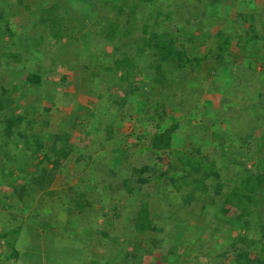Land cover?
I'll return each mask as SVG.
<instances>
[{
    "label": "trees",
    "instance_id": "trees-1",
    "mask_svg": "<svg viewBox=\"0 0 264 264\" xmlns=\"http://www.w3.org/2000/svg\"><path fill=\"white\" fill-rule=\"evenodd\" d=\"M158 2L159 0H126L125 3L131 7L130 9L141 8L146 10L141 12L143 16L141 25H138V18L133 19V16H126L128 17L126 22L132 23L130 25L125 24L124 36H117L112 31H107L101 36V39L107 40L112 47L111 52L107 54L110 56V63L107 66L98 63L92 68L84 66L82 69V73L88 78L86 88L81 85L83 94L88 97L85 105L88 106V112L93 116L91 124L93 126L96 125L93 132L96 135L100 133V139H102L99 142L100 139L97 136L94 137V145L96 146L98 143L97 147L99 149L107 146L108 140L113 133L111 126L113 121L107 122L109 120L108 112H112L111 115H129L135 109L130 97L136 93L139 95L141 92H145L146 96H148L146 103L139 107V109L146 108L144 121L150 122V124L152 123L154 127L158 128L159 124L169 114L170 109L166 107L162 97L163 89H159L161 81L156 80L155 82L148 79L144 75L146 72L144 68L147 71H162L164 78L166 77L167 79L176 77L177 74L179 77L189 72L193 73L194 79H202L205 83L207 79L203 70L207 72L212 71L213 68H217V64L220 68L234 66L235 69H238V74L235 77L223 74V77L220 78V76L216 81L214 78L210 79L206 83V87L189 89L196 98H194L192 105L194 106V104L196 105L201 101L199 95L202 93L217 94L221 92L218 101V118L221 124L228 125L244 143L252 137L263 138L264 115L254 116L251 114L252 109L250 106L245 105L246 103H236L238 101V92L245 95L248 90H251L256 94L254 96L255 100H257L259 107L264 111V92L258 90L260 86L259 81L264 84V55H262L261 50L258 48L251 47L253 42L263 41L264 35L258 33L252 17L247 18L243 14H241L242 16L239 15V13L230 14L223 20L225 29L217 30L211 34L203 32L200 35L203 39L202 41L209 39L210 47L205 53L194 55L191 50L192 47L189 44V42L193 41V38L182 39L176 33L159 36L149 29L150 23L154 24L171 20L173 18L171 6L174 9V13H182L184 11L183 14L188 17L185 18L186 21L191 17H199L201 10L207 8V13H211L212 11V14L207 18L210 24H222L221 19H216L218 21H215L212 18V16H220L215 12L218 6L214 10L213 6H211L212 8H208V5L211 4L218 3L219 5L220 0H206V2L203 0H170L169 3H163L162 6L159 5L157 8ZM18 4H22V2L19 1ZM91 13L92 10L90 9ZM65 17H67L66 13L60 15L58 22L62 23ZM122 18L124 19V17ZM237 19H240L241 22L246 23L249 21L250 23H246V28L243 31H239L238 25L235 28ZM4 20L3 16L0 15V39L8 37L7 41L11 44L14 34L11 31V25L8 26V21ZM123 23H125V20H123ZM109 25L110 27H118L120 24L117 21H112ZM49 26L53 39L62 37V35L57 34L53 30L54 23H50ZM233 37L236 40L235 43H232L233 47L225 44L227 38ZM86 48L85 46L84 50L78 49L80 51L77 53V56L85 57L87 62L91 63L95 61L93 59L96 53L94 52V48ZM127 49L129 50V54L124 53ZM88 51L90 53H87ZM227 55L229 59H225ZM82 61L85 65L86 61L84 59ZM209 61H216L217 64L210 67ZM258 68L262 69V71L259 72ZM33 71L26 76V80L29 83L22 90L19 89V91L16 90L13 93L11 88L5 89L1 97L4 100L0 104V126L5 131H12L14 126H18L20 129L17 135L23 136V140L28 144L27 149L22 150L30 153H26V157L30 162L33 161L35 165H39L37 172L30 177L29 185L23 186L19 191H16L10 183H6L15 194L13 197L3 196L8 198L7 200L12 201V198H15L24 203L26 200L29 203L33 202L37 194L41 192H44V195H50L51 192L47 190L52 185L61 183L63 180V178L57 180L59 176L68 177L67 173L69 172V177L71 176L70 181L74 179L73 177L76 178L78 171L76 168L82 171L81 161L83 159L86 160L85 166H88L89 169L86 168L90 171V174L99 171L101 166V163L94 161L93 158L92 161L88 160L89 157L91 158L90 154L73 151L72 145L68 141L69 137H67V133L66 136L57 130L54 133H50V130L45 127L49 125L50 111L53 109L58 112V101L55 99L57 98L55 95L52 98L46 95L49 98L48 101L44 102L41 100L34 105L38 111L40 109L43 110L41 112L42 116L38 120L40 126L43 127L45 125L44 127L47 129L44 136L38 135L37 131L33 133L36 123L31 118L14 122V119L11 116L9 117L6 112L2 114L3 110L7 107L17 110L18 107L22 108L24 106L23 98H21L22 93L27 94L28 86L33 88L40 83L39 79L41 76L37 74L41 72L35 71V69ZM173 72H176V74H173ZM52 77L59 79L63 86L68 82V80H65L64 74L52 75ZM72 82H74L73 78ZM114 85H116V88H120L118 92L112 91ZM211 97L216 99L213 96ZM27 113L30 112H24V114ZM37 115L39 116V113ZM75 119L76 117L73 116L68 117V125L71 126L67 127L68 130L77 125ZM185 128L186 131H182L181 133L179 132V124L175 123L163 131L155 132L151 135L149 153H145V157L147 158L143 161L140 157L139 166L136 165L139 157L134 159L132 165L129 166L130 173L126 177L119 178V182L127 195L131 196L134 192L138 191L141 192L140 198L131 202L129 214L124 215V209L119 207H107L103 213V226L84 227V233L91 234L93 232L91 234L93 235L92 242L97 244L94 247L97 251L89 257L90 259L87 262H84L85 259H82L83 263L81 264H109L113 260V257L104 250L108 242L113 243L114 247L119 250L118 255H121L119 257L121 264H173L167 259V255L169 254L175 258L173 260L178 264H209L207 261L201 260L199 250L198 248L196 250L195 247L196 244L191 245L192 247L188 250L181 245L178 238L166 243L165 239L149 235L157 231L160 232L161 228L155 224L154 218L156 213H152V210L156 208V203L152 202L147 190V192L142 190L146 185L148 189L154 188L157 190L161 200H165L168 196L169 191L167 189H171V187L175 189L176 194L180 198V209H182L183 214L180 215L177 211L176 216L173 217L175 223L172 226H177V228L183 227L184 224L188 223L186 219L193 217L195 214L197 215L193 221L199 222V213L206 212L210 214L216 203H220L222 205L221 210L225 215H212L213 217L208 219L210 223L208 225L209 230L219 228L223 234L226 231L231 233L236 217L238 218L237 220L241 221L240 232L236 236L231 237L226 244L218 245L217 250L219 251L216 253V256L220 258V262H224L225 264H264V158L260 161L259 166L244 164L241 159H233L231 162H228L227 158L223 155L217 161L214 155L221 154L217 148L216 150L210 148V146L206 149L182 146V136L186 137V134L189 135L190 132L188 126ZM8 141L9 139L6 137L4 143L7 146L8 144L11 146L14 144L16 148H19V143L12 144ZM177 142L181 145V148L174 151L171 146H177ZM113 150L120 155H124V151L121 149ZM77 152L78 154H76ZM19 154L22 156L21 152ZM161 154H172L177 160L175 165H178L177 167L180 168L175 174L167 175L165 173L154 177L155 170L152 161L155 156H160ZM14 156H16V153ZM226 161L229 163L228 166L223 169L224 172L220 171L219 166H222ZM104 173L112 177L116 175L113 172V168L111 170L106 169ZM78 180L79 182L75 186H64L61 189L62 191H71V193L75 192V188L78 187L86 190L78 198L70 197V200L80 208L78 214L86 213L93 215L95 209L98 210L97 207H105L101 202V196L99 197L95 190V184L91 183V179L84 177ZM85 180H89L88 183ZM111 181L116 183L117 180ZM63 185L64 182L62 183ZM88 188H93V192L88 190ZM59 191L58 189L56 192ZM66 194L68 195L67 192ZM244 203L250 206V211L243 209ZM26 207L20 206L21 213H23ZM209 207L210 209L208 210ZM32 214L37 216L39 211L36 208L30 209L28 216ZM119 216H121L120 221H126L125 224H127L124 225L126 231H122V234L117 233V230L120 228ZM194 222L192 223L195 224ZM216 223H218V226L215 225ZM19 233V226H16L12 231L0 233V239L8 236L11 237V240L9 239L11 247L8 250L9 255L7 259L13 258L16 260L18 257L15 242ZM252 235L254 238H252ZM140 236H145V238L143 237V241L146 243L144 245L145 248H142L141 251L142 242ZM61 239L60 243L63 245L64 237ZM67 240L73 243L68 248H71V250L76 249L79 254L86 252L89 246L87 241H84L85 243L80 241V243V239L67 237L64 241ZM117 240H119V243ZM163 244L165 246L169 245L168 249L165 250L163 248L164 252L163 250H160V252V246ZM153 250L155 253L150 263L148 253Z\"/></svg>",
    "mask_w": 264,
    "mask_h": 264
},
{
    "label": "rangeland",
    "instance_id": "rangeland-1",
    "mask_svg": "<svg viewBox=\"0 0 264 264\" xmlns=\"http://www.w3.org/2000/svg\"><path fill=\"white\" fill-rule=\"evenodd\" d=\"M19 1H21L22 4H18ZM125 1L126 0H0V15L8 21V26L11 25V31L14 34L11 44L7 41L8 37L0 39V98L7 88H11L14 93L16 90H22L25 85L27 86L29 82L26 80V76L34 72L33 69L41 72L37 74L41 76L39 79L40 83L33 88L28 86L29 89L27 94L22 93L23 96L21 95V98H23L24 106L22 108L18 107L17 110L11 109L12 107H7V110L4 109L2 114L6 112L9 117L11 116L14 119V122H20L23 119L31 118L36 123L33 133L37 131L38 135L44 136V133L47 132L45 130L47 129L50 130V133H54V131L57 130L60 133H64L65 136L67 133V137H69L68 141H70L69 143H71L73 151L90 154L91 158L89 157V161H92L93 158L94 161L101 163L100 170L90 174L88 166H85L86 160L83 159L81 161L82 171L76 168V170H78L76 178L73 177L74 179L70 181L69 179L71 176L69 177V172L67 173L68 177H57V180L61 178H63V180L61 183L59 182L56 185H52L47 190L51 192L50 195H44V192H39L40 194H37L33 202L29 203L26 200L24 203L15 198H12V201L7 200L8 198L6 197H13L15 193L6 183H10L16 191H19L23 186L29 185V179L37 172L39 165H35L33 161L30 162L26 157V153H30L22 150L27 149L28 144L23 140V136L20 137L17 135L20 128L14 126L12 131L9 130V132L8 130L5 131L4 128L0 126V233L12 231L16 226H19L22 235L20 236L19 233L18 239L25 241L17 245L16 250L18 251V257L14 260L13 258L7 259L9 255V245L11 247V241H9L11 237L8 236L0 239V264H44L42 263V259L31 257L26 243L29 242V239L33 240L36 237H39L40 240L42 239L41 241L43 242L48 235L58 239L57 251H62L60 252L59 258L54 262L57 264L60 262L66 264V258L68 255H72L70 250L64 249L59 244V242L62 241V237H64V240L67 239V237L80 239L79 242L81 241L82 243L87 241L89 246L86 252L80 254L81 258L83 257V259H85L84 262H87V260L90 259L89 257L97 251L94 248L97 244L92 247L93 235L91 234L93 232L91 231V234L87 232L84 233V227L103 226V213L106 211L107 207H119L124 209V215L129 214L131 202L139 199L141 192L136 191L131 196L127 195L119 180L130 173L129 166L132 165L134 159L139 157L136 161V165L139 166L140 157L143 161L147 158L145 157V153H149V140L151 135L155 132L163 131L172 124L178 123L179 132L181 133L182 131H186V126L189 127V135L186 134V137L182 136V146L205 149L208 146L214 149L217 148L218 152L221 153L214 155L217 161H219V158H222L221 155H223L227 158L228 162H231L233 159H241L244 164L259 166L260 161L264 158V137H252L244 143L228 125L221 124L218 118V101L221 92L217 94L202 93L199 95L201 101L196 105L194 104V106L192 105L195 97L189 89L206 87V83L210 79L214 78L216 81L220 76V78H222L223 74L225 76L232 75L233 77L238 74V69H235L234 66L220 68L216 61H209V66L212 67L217 64V68H213L212 71L208 72L203 70L207 79L205 83L202 79H194L193 73L189 72L179 77L177 74L176 77L167 79L166 77L164 78L162 71H147V69L144 68L146 70L144 75L148 79L151 81L154 80L155 82L156 80L161 81L159 89H163L162 97L166 107L170 109L169 114L165 117V120L159 124L158 128L154 127L152 123L150 124V122L144 121L146 108L139 109V107L146 103L148 96H146L147 94L145 92H141L139 95L136 93L130 97L131 102L134 103L135 109L131 111L129 115H111L112 112H108L109 120L107 122L110 123L113 121L111 125L113 133L108 140L107 146L99 149L97 147L98 143L96 146L94 145L93 138L97 136V138L100 139L101 134L97 133L96 135L93 132L96 125L93 126V124H91L93 116L86 110L88 106L86 108L81 107L85 106L88 99L81 95L77 99V94L82 90L81 85L86 88L88 82V78L82 73V69L84 66H90L92 68L98 63H101L103 66H107V64L110 63V56L107 54L111 52L112 47L107 40L101 39V36L107 31H112L120 37L124 36L125 24L130 25L132 23L126 22L128 18L126 16H133V19L138 18V25H141V19L143 17L141 12L146 10L141 8L132 10ZM203 1L206 2V0ZM169 2L170 0H159L157 8L159 5L162 6L163 3ZM221 2V9L218 3L208 5V8H212L211 6H213L214 10L218 6L215 12L220 16H217L218 18L212 16V18L215 21H218L216 19H221L222 24H210L207 18L212 14V11L211 13H207V8L204 9L203 14V16L206 14V18L201 17L199 19L198 17H191L186 21L185 18L188 17L183 14L184 11H182V13H174V9L170 6V9L173 10V18L165 22L150 23L149 29L159 36H167L176 33L182 39L189 37L193 38V41L189 42V44L192 47L191 50L194 55L197 53H205L210 47L209 39L202 41L203 39L200 35L203 32L211 34L217 30L220 31L223 28L225 29L226 27L223 25V20L232 13H239V15L243 14L247 18L251 16L255 22L254 25L258 33L264 35V0H222ZM224 6H226L225 11L227 12L222 14ZM90 9L92 10L91 14ZM63 13H66L67 17L63 19L62 23H59L58 17ZM122 17H124V19ZM123 20H125V23H123ZM112 21H117L120 25L118 27H110L109 24ZM50 23H54L53 30L57 34L62 35V37L60 36L58 39H53L51 37L49 29ZM246 23L249 24L250 22L247 21ZM246 23L237 19L235 28L238 25V30L243 31L246 28ZM231 39L232 38L227 42L225 41V44H229L231 45L230 47H233L232 43H235L236 40L233 37L232 42L230 41ZM85 46L87 47L86 49L91 47L94 48L96 56L93 60L95 61L88 63L85 57L77 56V53L80 50H84ZM251 47L258 48L261 50L262 55H264V40L261 42H253ZM87 53H90V51ZM124 53L129 54V50H125ZM96 57H98L100 61L98 58L96 60ZM83 59L86 61L85 65L83 64ZM225 59H229L228 55ZM258 69L259 72L262 71V69ZM58 74H64L65 80H68L64 86L59 79L52 77V75ZM173 74H176V72H173ZM72 78L74 82H72ZM259 78H261V76H259ZM259 85L258 90L264 92V84L259 81ZM118 89L120 88H116V85L112 87V91L118 92ZM46 95H49L50 98L55 95V97H57L55 99L58 101V112L52 109L49 113V125H44L47 129L44 126H40L38 120V118L42 116L41 112L43 110L40 109L38 111L37 107H34V105L41 100L44 102L48 101L49 98ZM255 95L256 94L251 90H248L245 95L238 92V101L236 103H246L245 105L248 107L250 106L252 109L251 114L254 116L260 114L264 115L263 109L259 107L257 100H255ZM211 96L216 99H213ZM3 100L4 98L0 99V104L3 103ZM25 111H29L30 113L24 114ZM37 113H39V116ZM70 116L76 117L75 122L77 125L68 130L67 127H71L68 125L67 121ZM6 137L12 144L19 143V148H16L14 144L12 146L8 144L7 146V144L4 143ZM101 141L102 139L99 140V142ZM176 144L177 146H171L174 151L181 148L178 142ZM210 148L208 149L211 150ZM113 149L123 150L124 155H120ZM19 152L22 153V156H20ZM15 153L16 156H14ZM76 154H78V152ZM15 160H17L18 163L15 162ZM176 162L177 160L172 154L155 156L152 161L155 170L154 177H158L160 174L165 173L167 175L175 174L180 168L177 167L178 165H175ZM228 162L226 161L222 166H219V170L224 172L223 169L228 166ZM111 168H113V172L116 174L115 177L104 173L106 169L111 170ZM84 177L91 179V183L93 182L95 184V190L99 197L101 196V202L105 206L100 208L97 207L98 210L95 209V212H93L92 209L93 215H88L86 213L78 214L80 208L70 200V197H80V195L86 191L84 188H75V192L73 193H71V191L61 190L64 186H75V184L79 182L78 179ZM111 180L117 181L114 183ZM88 181L89 180H85L86 183H88ZM63 182L64 185L62 186ZM58 189L60 191L56 192ZM88 190L93 192V188H88ZM142 190H147L148 196L152 202L156 203V208L152 210V213H156L154 218L155 224L161 228L160 232L150 233V236L152 235L160 239H165L166 243L178 238L181 245L188 250L196 243L195 247L196 250L197 248L200 250L199 253L202 261H207L209 264H225L224 262H220V258L216 256V253L219 251L217 250L219 247L218 245L226 244L231 237L236 236L240 232L241 221L237 220V217L231 233L226 231V233L223 234V232H220L219 228H212L209 230L208 225L210 223L208 219L213 217L212 215H225L221 210L222 205L216 203L210 214L206 212L198 214L199 222L197 221L196 223L193 221L197 215L195 214L193 217L188 218L189 220L186 219L188 223L184 224L183 227L177 228V226H172V224L175 223L173 217L176 216L177 211L180 215L183 214L182 209H180V198L176 194L175 189L172 187L171 189H167L169 191L168 196L165 200L162 199L163 201L158 191L154 188L148 189L146 185ZM20 206H27L23 213H21ZM34 208L39 211V214L37 216L33 214L28 216L30 209L33 210ZM209 209L210 207L208 210ZM243 209L251 210L250 206L245 203L243 204ZM120 217L121 216H119V221ZM125 223L126 221H120V228L117 230V233L122 234V231H126L124 225L127 224ZM215 225L218 226V223ZM85 236L87 237L86 239ZM143 237L145 238V236ZM143 237L140 236L142 242L140 251L142 248H145L144 245L146 244L143 241ZM198 237L200 240L197 241L196 239ZM252 238H254L253 235ZM212 241L214 242L212 243ZM117 242L119 243V240H117ZM71 243L70 240H67L65 246H69ZM200 243L203 244L204 248L199 247ZM36 244L37 245L32 246L37 250L40 245L38 243ZM168 246L164 244L161 245L159 251L163 250L164 252L163 248L167 250ZM104 250L113 257V260H111L109 264H121L119 260L121 255H118L119 250L114 247L113 243L108 242ZM150 253L151 252L148 254ZM167 259L173 264H178L173 260L175 258L170 254L167 255Z\"/></svg>",
    "mask_w": 264,
    "mask_h": 264
},
{
    "label": "crops",
    "instance_id": "crops-1",
    "mask_svg": "<svg viewBox=\"0 0 264 264\" xmlns=\"http://www.w3.org/2000/svg\"><path fill=\"white\" fill-rule=\"evenodd\" d=\"M222 0H220L219 2V5H220V9H221V2ZM226 10V6L223 7L222 9V14L226 13L227 11ZM204 14V9L201 10V13H200V16L198 17L199 19L201 17H204L206 18V14L203 16ZM230 38H227V41L229 40ZM233 42V38L230 40ZM84 96L86 99H88L87 96H85L82 92V90L80 91L79 94H77V99L79 96ZM82 108H86L87 106L85 105L84 107L81 106ZM88 110V109H86ZM24 233V232H23ZM25 234V233H24ZM22 235V233H20V236ZM23 237V236H22ZM19 238V235L17 237V240L15 242V245L17 247V245H20L21 242H25L21 239H18ZM26 240V239H25ZM42 240V239H41ZM39 239V237H36L34 238L33 240L29 239V242L26 243L28 245V249H29V253L31 254V257H36V258H39V259H42V263L44 264H57L56 261L59 256H60V252L57 251V246H58V239L48 235L47 238H45V241H41ZM197 241L200 240V238L198 237L196 239ZM42 242V243H41ZM36 243H38L40 245V247L36 250V248H34L32 245H37ZM67 243V241H63V245L59 242V244L64 248V249H68L70 250V252H72V255H68V257L66 258L67 260V263L66 264H81L83 263L82 262V259L83 257L81 258L80 254L78 253V251L76 249H72L71 248H68V246H65V244ZM72 244V243H71ZM196 244V243H195ZM9 245V243H8ZM73 245V244H72ZM93 245H95L93 242H92V247ZM200 248H204L203 244L200 243ZM9 248H10V245H9ZM19 248V247H18ZM199 250V249H198ZM36 251V252H35ZM200 251V250H199ZM1 252H4V251H1ZM154 250L148 255V258L150 259V263L151 261L153 260V254H154ZM75 254V255H74ZM38 255V256H37ZM74 255V256H73ZM29 257V258H31ZM32 264H35V263H32ZM58 264H65V263H58Z\"/></svg>",
    "mask_w": 264,
    "mask_h": 264
}]
</instances>
